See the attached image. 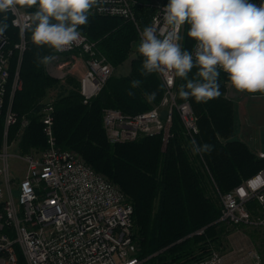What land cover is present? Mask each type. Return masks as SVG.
I'll use <instances>...</instances> for the list:
<instances>
[{"label": "trees", "instance_id": "obj_1", "mask_svg": "<svg viewBox=\"0 0 264 264\" xmlns=\"http://www.w3.org/2000/svg\"><path fill=\"white\" fill-rule=\"evenodd\" d=\"M37 7L25 6L24 9L34 13ZM137 11L141 23L147 25L151 10L139 8ZM7 15L9 28L5 36L7 49L12 50L9 85L17 68L21 80L11 104L17 120L8 127L7 137L13 140L26 119L18 151L43 150L48 145L42 120L43 106L50 101V90L61 84L60 79L48 73L46 63L38 62V57H53L56 50L31 43L32 21L25 31V49L20 56L15 47L20 41V32L12 24V13ZM189 28L187 23L183 25L181 46L192 52L195 41L187 35ZM78 30L97 43L99 51L113 66L129 58L134 45L139 44L134 22L122 16L91 11L88 23L78 26ZM143 59L137 53L131 60L130 72L110 76L99 94L88 103L83 101L80 80L68 76L66 81L71 88L59 92L51 102L53 133L60 148L78 152L130 197L134 205L138 253L147 259L148 264H187L220 245L226 223L219 220V192L238 187L264 169V156L257 155L236 135L234 102L224 94L228 76L223 71L219 76L220 97L207 102H197L193 98L187 100L197 116L198 131L194 138L190 139L185 134L181 119L175 113L171 137L165 148L160 134L111 142L103 123L105 108L135 114L158 104L163 96L164 85L158 73L141 75L139 69ZM197 70L194 67L189 78H193ZM134 79L142 83L133 89L131 81ZM184 83L185 80L176 76L179 101H185L179 97V88ZM129 90L135 93L134 96L127 95ZM152 92H156V98L149 102L146 94ZM4 132L2 118L0 148ZM193 139L199 145L208 143L214 148L210 153L195 154L192 151ZM246 206L252 214H259L255 198H249ZM16 253L17 264H27L18 247Z\"/></svg>", "mask_w": 264, "mask_h": 264}, {"label": "built area", "instance_id": "obj_2", "mask_svg": "<svg viewBox=\"0 0 264 264\" xmlns=\"http://www.w3.org/2000/svg\"><path fill=\"white\" fill-rule=\"evenodd\" d=\"M249 2L257 6L264 4V0ZM167 4L166 0H100L92 12L122 16L134 22L139 41L140 32L146 26L154 27L162 39L171 30L163 18V8ZM139 8L151 10L149 23L145 26L138 18ZM11 13L12 24L20 32V41L15 47L21 56L32 14L18 5ZM182 30L183 26L179 31L181 38ZM177 42L181 45V39ZM7 43L6 36L0 37V121L3 118L5 122L0 148V264L18 263L16 247L27 264H148L147 259L138 253L134 205L130 197L78 152L57 145L51 103L45 106L42 118L47 147L11 153L7 129L17 120L11 104L13 93L21 84L17 70L16 78L9 85L12 50L7 49ZM56 53L84 57L85 71L80 77V92L85 103L99 94L112 74L113 66L107 57L99 51L97 43L82 32L79 41ZM192 54L195 55V43ZM158 75L164 93L161 101L152 108L135 114L116 108L104 109L103 123L111 142L160 134L165 148L171 137L175 113L181 119L185 134L194 138L198 131L197 116L189 101L178 100L174 72ZM13 156L26 164L22 177L12 172L10 159ZM219 196L220 221L237 226L256 220L255 224L264 226V169L238 187L219 192ZM251 197L257 200L260 210L259 214H254V220L246 206ZM187 264H226V259L220 250L212 248L202 258Z\"/></svg>", "mask_w": 264, "mask_h": 264}, {"label": "clouds", "instance_id": "obj_3", "mask_svg": "<svg viewBox=\"0 0 264 264\" xmlns=\"http://www.w3.org/2000/svg\"><path fill=\"white\" fill-rule=\"evenodd\" d=\"M100 0H0V37H4L8 13L16 6H38L32 14L31 43L49 46L56 51L70 48L81 39L78 26L88 23L89 15ZM163 18L171 30L160 38L154 27L140 32L138 53L144 58L141 75L169 73L186 83L179 88V97L207 102L221 96L219 76L222 70L233 89L238 92L264 93V4L257 6L249 0H169L163 8ZM190 25L187 33L195 41V55L177 42L180 28ZM52 56L38 57L43 64ZM194 67L193 78L189 73ZM132 80L131 88L141 85ZM172 81L169 80V84ZM129 90L128 96H134ZM149 102L156 92L147 93ZM195 154L210 153L214 146L191 141Z\"/></svg>", "mask_w": 264, "mask_h": 264}, {"label": "rangeland", "instance_id": "obj_4", "mask_svg": "<svg viewBox=\"0 0 264 264\" xmlns=\"http://www.w3.org/2000/svg\"><path fill=\"white\" fill-rule=\"evenodd\" d=\"M167 1L169 2V0H167ZM22 7L25 8V6H22ZM31 14H33V13L31 12ZM137 46H138V43L134 45V47L130 53V57L127 58L123 63L119 64L118 66L112 65L113 71H112L111 76L126 75L130 72L128 70H129V68L131 70V60L138 53ZM77 56H79V55L77 54ZM73 58L74 57H73L72 53H64V54L56 53L53 56V59H51L50 61H48L46 63V68H47L48 73L51 76L60 79L59 84H61L60 87H58L57 89H55L53 91L50 90V92H49V95H50L49 100L50 101H48V102L46 101L47 102V103H45L46 105L48 103H51L52 100L57 96V94L59 92H61L64 89L66 90L67 88L68 89L71 88V86H70L71 84L69 85V83L66 81L68 76L73 77L76 81L80 80V77L82 76V74L79 75V73L81 72L79 67L77 65L74 66L72 62L71 63L68 62L69 60H72ZM17 70L19 71L18 68H17ZM17 70H15V72H14V76L12 77L11 83L13 82L14 78H16L15 74H16ZM19 76L20 75L18 72V79L20 80ZM19 80H18V82H20V84H21V80L20 81ZM230 91L235 92L236 90L233 89L231 87L229 81H227L226 82V91L224 94L227 95ZM236 92L238 93L237 96H240L241 92H238V91H236ZM250 94H253V95L261 94L262 97L258 98L256 100V102H259L264 107V93H250ZM13 95H14V93H13ZM230 99H232V98H230ZM233 102H234V108H236L238 110L237 114L239 116L240 108H239V106L236 105L237 102L235 100H233ZM252 103H254V102H252ZM45 104L43 106V115L45 114V110H44V108L46 106ZM108 108H110V107H108ZM235 115H236V110H235ZM26 121L27 120L22 121L21 128L17 132V134L13 140L9 139V137H7V141H8L9 147L11 149V153L18 154V152L20 151V150L18 151V148H19L18 142L21 139V136H22L23 131H24V127L27 124ZM259 130H260V128H259ZM262 132H263V130H262ZM16 151H18V152H16ZM10 165H11L12 172L16 176L22 177L25 174L26 164L20 158H18L16 156L11 157ZM219 202H220V199H219ZM220 206H221V202H220ZM256 211H259V213H260V210L258 209V207H257ZM255 218H256V215L252 214V219L254 220ZM254 222L253 223H243V224H240L237 226L226 224V229L223 232V240L220 243V245L217 246V248H216L224 254L225 259H226V264H264V226L259 225V224H255ZM22 256H23V254H22ZM23 260L27 263L24 256H23Z\"/></svg>", "mask_w": 264, "mask_h": 264}, {"label": "crops", "instance_id": "obj_5", "mask_svg": "<svg viewBox=\"0 0 264 264\" xmlns=\"http://www.w3.org/2000/svg\"><path fill=\"white\" fill-rule=\"evenodd\" d=\"M68 62H72L74 66L77 65L79 67L81 71L79 75L85 71L83 56H77ZM128 71H130V68ZM230 92L226 96L235 100L237 102L236 105L240 108L239 116L237 114L238 110L235 108L236 135L248 143L257 155L261 156L264 153V107L256 100L262 96L261 94L253 95L246 92H241L240 96H237L238 93L236 91Z\"/></svg>", "mask_w": 264, "mask_h": 264}]
</instances>
